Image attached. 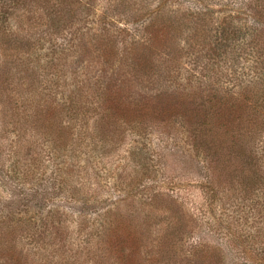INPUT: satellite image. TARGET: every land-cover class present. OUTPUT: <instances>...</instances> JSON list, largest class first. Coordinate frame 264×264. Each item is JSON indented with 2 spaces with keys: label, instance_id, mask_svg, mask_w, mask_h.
Segmentation results:
<instances>
[{
  "label": "rangeland",
  "instance_id": "1",
  "mask_svg": "<svg viewBox=\"0 0 264 264\" xmlns=\"http://www.w3.org/2000/svg\"><path fill=\"white\" fill-rule=\"evenodd\" d=\"M257 2L258 11L264 15V0ZM193 3V10L209 5L216 18L214 31L202 30L198 34L200 43L209 41L205 48L185 46L183 37L176 39L171 31L149 33L154 45L155 73L171 78L166 83L171 85L172 94L163 91L164 82H154L155 88L166 95L162 107L165 105L167 110L173 98L182 97L183 92L196 93L207 100L230 91L234 76L230 46L234 37L221 36V30L229 32L232 23L242 32L237 33L236 45L243 47L244 33L258 17L250 13L251 0ZM107 4L106 0L96 2V20L90 18L91 28L100 32L107 29L118 41L125 35L141 36L138 31L142 26L120 21L124 15L127 17L124 9L110 13L119 21H100V10ZM251 8H255L254 3ZM164 42L167 46L161 49L159 44ZM49 48V44L42 43L36 56L47 55ZM244 62H239L238 79L245 73ZM39 63H45V59ZM4 65L0 59V74ZM43 70H37L38 80L47 76ZM110 74L107 69L103 79L108 85L112 83ZM81 81L88 104L106 94V85ZM44 88L41 84L39 91L46 94ZM29 89L22 85L0 86V108L11 110L23 97V102H31L33 94L27 95ZM52 93L55 94L43 99L38 94V99L31 102V111L38 117L51 109L46 114L51 126L64 124L62 95ZM202 101L197 111H204L203 106L211 107ZM89 110L93 117L94 108ZM177 110L173 106L168 117L160 116L162 120L146 112L138 123L133 122L136 118L130 109L126 112L116 106L112 119L119 120L120 128L110 119L96 130L90 120L84 129L72 123L70 129L55 130L48 142L29 139L28 135L32 147L25 145L23 159L14 156L20 137L16 133L5 135L1 129L0 152L6 156V163L0 162L1 237L16 240L18 246L25 245L32 264H215L214 255L220 258L217 264L252 263L251 258L259 259L253 264H260L264 250V209L260 207L263 194L260 188L244 194L239 184H230V136L235 135V129L224 137L218 132L214 142L224 156L216 161L203 156L201 147L196 152L189 130L175 128L181 121L180 114L174 115ZM200 124L204 128L213 123L203 119ZM171 127L175 128L174 134L178 131L175 139ZM202 257L204 262L200 261Z\"/></svg>",
  "mask_w": 264,
  "mask_h": 264
},
{
  "label": "trees",
  "instance_id": "2",
  "mask_svg": "<svg viewBox=\"0 0 264 264\" xmlns=\"http://www.w3.org/2000/svg\"><path fill=\"white\" fill-rule=\"evenodd\" d=\"M97 1L0 0V59L3 64L5 63L4 70L0 74V86L22 85L24 88H30L27 95L33 94L32 103L38 99V94H42L40 99H43L46 95L50 96L55 94L52 92H57L62 95L61 111L66 118L64 124L59 122L51 126L50 119H46V114L51 109L42 116L36 117V112L31 111L33 104L23 102L26 97H23L11 110L0 108V130H5V135L16 133L18 138L20 137L21 143L17 146L14 156L23 159V149H26V146L32 147L27 141L28 135L29 139L48 142L55 130L70 129L72 123L80 124L84 129L91 120L96 130H101L103 124L106 125L105 123L110 119L114 125L115 123L118 125L119 120L112 119L115 118L116 106L122 107L126 112L130 109L133 117L136 118L133 122L138 123L146 112H149L153 118L162 120L165 114L169 115V110L174 106L179 108L174 115L180 114L178 118L181 120L175 128L189 130L192 133V136H189L193 137L192 146L196 148V152L202 148L203 156L215 158L216 161L224 156L220 154L221 149L217 148L214 142L218 139V132L224 137L228 136L230 129H235V135L230 136L233 144L230 148V172H232L230 184H239L244 194H250L255 188H260L263 194L260 207L264 209V23L262 22L264 15L258 11L257 0H251L249 5L252 16L258 17L255 25L247 29L248 33H244L243 47L236 45L237 35L242 32L236 30L232 23L229 32L225 29L221 30V36L234 37L233 45L230 46V57L233 61L230 69L234 74L230 79L232 84L230 91L218 96H209L207 100H204L203 96H196V93L188 95L183 92L182 97L173 98L174 102L169 110L165 105L162 107V99L166 95L155 88L154 82L158 80L164 82L163 85L161 84L163 91L166 89L165 92L172 94L169 90L171 85L168 86L166 83L170 82L171 78L166 74L159 76L155 73L156 60L152 51L154 45L151 38L149 39V33L171 31L175 38L183 37L185 46L188 44L194 50L198 45H202L201 49L205 48L209 41L200 43L197 39L200 38L198 35L200 31L216 29V18L212 8L207 5L200 10H193L192 5H196L193 1L205 0H106L108 4L100 10L101 17L98 16L100 21L112 20L114 16L110 15L111 12L115 9H124L127 17L120 13L121 16L124 15L120 21L138 25L137 27L142 26L141 31H138L141 36L138 38L125 35L118 41L107 29L103 28L100 32L91 28L90 18L95 19L94 10ZM253 3L254 9L251 8ZM248 4L247 1L246 6ZM114 21L119 19L116 17ZM206 36L204 35V39H207ZM42 43L49 44L50 53L43 55L44 57L36 56V51ZM166 46V42L162 43V46L161 43L159 44L161 49ZM42 58L45 59L43 64L39 63ZM7 59L11 60L7 61ZM240 61H245V73L242 79L236 77ZM40 68L43 72L47 71V76L44 74L42 81L38 80L37 70ZM107 69L111 70L112 83L109 85L103 82ZM3 77L6 79H2ZM67 79L76 85H71ZM81 80H85L87 84L106 85L107 89L103 87V92L106 94L102 99L88 104L87 92L85 87L81 86ZM41 84L45 85L43 90L46 94L39 91ZM159 93L163 95H158ZM199 101L211 104V107L203 106L205 109L201 111L203 114L196 110V106H200ZM191 105H194L192 110L187 108ZM90 107L94 108L93 117L89 113ZM203 119H210L212 126L206 125L200 128L203 126L200 124ZM118 127L120 128V125ZM175 128L171 127L170 133L174 134L172 130ZM177 132L173 135L174 139L178 136ZM5 158L6 156L0 152L2 165L6 163ZM234 160L239 161L238 166L234 165ZM1 236L0 264H32L25 245L18 246L16 240L8 241V238ZM214 256L216 257L214 263H219L220 258ZM260 258L262 264L264 250ZM202 259L205 260V257L200 260L204 262ZM251 260L252 263L245 264H253L259 259L251 258Z\"/></svg>",
  "mask_w": 264,
  "mask_h": 264
}]
</instances>
